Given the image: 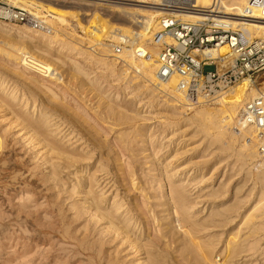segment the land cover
I'll list each match as a JSON object with an SVG mask.
<instances>
[{
    "label": "rangeland",
    "instance_id": "1",
    "mask_svg": "<svg viewBox=\"0 0 264 264\" xmlns=\"http://www.w3.org/2000/svg\"><path fill=\"white\" fill-rule=\"evenodd\" d=\"M36 1L55 4V6L61 4L60 8L79 13V18L87 25L96 22L100 17L107 18L113 21L115 29L127 18L119 8H136L141 5L138 3L139 0ZM66 17L69 25L57 24L58 30L67 35L61 37H68V42L86 50L89 46L87 41L91 37L84 34L79 27L74 28L76 23L73 22L72 16ZM57 21L58 19L54 18L53 23ZM80 37L85 41L82 45L78 40ZM3 40H5L4 36L0 34V41ZM87 50L92 51V49ZM39 52L40 50H34L35 58L40 57L38 59L41 61L44 56V59L47 58L46 53L42 52V55L45 54L42 56ZM82 53L83 51L73 52L71 59L82 67L92 69L91 62L94 61L89 60V57ZM66 63V66L60 70L63 78L60 77L59 81L53 82L47 75L42 73L40 75L44 77H41L39 74L30 73L29 70L0 55V79L16 87L19 95L21 92L29 95L33 93L37 103L41 105L39 111H43L44 106L48 108L52 105L61 109L79 125L88 129L97 139V143L106 146L101 152L99 146L94 149V146L85 139L76 142L80 139L79 135L75 137L78 134L75 131L77 128H71L61 115L53 117V123L62 125L61 129L64 131L60 136L53 135L52 139L61 141V136L73 133L70 138L61 141L62 144L70 150L78 148V152L85 156L90 155L91 159L83 163V167L76 165L74 171L73 168L67 167L66 162L63 163L56 158L57 156L47 154L45 145L39 143L38 135L33 141L31 137L34 132L17 121L8 107L0 108V264H104L99 254L100 247L96 245V242L103 237L105 241H109L105 250L110 254L114 252L115 256L118 250H124L125 247L121 248L119 245V239L110 243L114 240L113 235L103 234L105 223H95L92 218L95 211L77 217L76 211L72 209L76 204L85 209L90 206L92 200L86 196V192L90 189L92 179L98 180V185L94 184V192L99 197L106 198L108 203L114 201V195L117 193L124 202L141 203L143 211L138 215L140 219L142 218L141 222L146 230L141 240H144H142L144 244H148V241L157 243L162 229L168 227L167 221L172 220V218L169 220L170 216L166 212L158 213L159 218L154 219L155 213L160 212L161 209L156 207V195L165 190L167 193V184L159 188L158 184H155L154 189H149V186L145 185L147 177L155 179L164 174L162 171H153V163L157 159H160L163 166L168 162L171 164L169 170L174 171L175 180H181L177 185L185 189L191 201L198 203L192 211L197 219L202 222L215 220L213 226L198 233L200 241H207L215 236L219 243L218 249L223 250L231 240L234 244L245 246L244 251L233 264H264V217L262 216L264 200L259 204L262 188L253 174L254 171L249 169L252 166L244 165L239 160L240 146L235 144L227 148L228 140L224 143L214 142L200 126L192 124L194 119L191 112L189 115L174 114V110L164 102L165 98L156 97L145 90L131 93L130 89L125 90L123 84L112 81L111 87L106 89H109L113 95H119V97L111 95L109 99L118 113L116 124L119 126L115 125L116 117L104 109L107 99L99 95L100 90L91 87L86 77H79L72 61L67 59ZM210 71H214V67L205 68V72ZM241 86L246 84L235 88ZM11 103L20 108L18 101ZM176 124L178 126H175ZM68 139H72L69 144ZM134 140L137 143L132 144ZM151 141L156 143L150 144ZM47 158L53 159L52 162L56 164H62L58 168L63 172L61 181L53 182L47 179L52 170L50 167L52 162L44 165ZM104 160L109 161V174L100 172ZM138 164H141V167L135 166ZM133 170L136 173L134 178L131 176ZM124 171L128 175L125 182L122 175ZM189 171H198L200 177L196 174L197 177L188 178L186 173ZM136 183H140L142 188L135 190L133 185ZM256 205H259V210L254 211ZM226 208L235 210L225 212ZM217 212L222 213L223 216H212ZM250 213L253 214L255 228L260 232L252 238L248 237L251 226L243 225L245 217ZM135 214L137 215L136 212ZM226 217L229 221H226ZM174 231L180 232L178 229H173ZM178 235L183 236L182 232ZM166 243L167 240L161 238L159 246L167 254H171L168 255L173 258V262L165 264H191L187 258L179 256L181 254L179 251L176 253L175 245L171 248ZM123 250L121 256L128 264H132L134 256L128 250ZM145 258L146 255L140 254L141 261ZM222 263L223 260L220 264Z\"/></svg>",
    "mask_w": 264,
    "mask_h": 264
},
{
    "label": "bare ground",
    "instance_id": "2",
    "mask_svg": "<svg viewBox=\"0 0 264 264\" xmlns=\"http://www.w3.org/2000/svg\"><path fill=\"white\" fill-rule=\"evenodd\" d=\"M3 1L7 3L9 2L11 6L14 5L13 7L27 9L32 15L41 18L44 26L42 29L36 30L32 25L23 26L15 23H6L4 21H0V34H2L5 39L0 41V55L2 57L6 58L8 61L20 65L22 68L27 69V71L29 70L30 73L36 75L43 73L44 75H47L49 79L53 80V82H55L54 80L59 81L60 77L63 76L60 70L66 66V61L69 59L75 66L78 75H80L79 77H86L88 84L91 87H97L96 89L100 90L99 95L103 96L102 98L107 99L104 109L109 111L112 116L115 115V125H118L116 124L118 121V113L113 107L114 104L109 100L113 94L109 89H106V87H111L112 81H117L118 83L123 84L125 86V90L130 89L131 93L145 90L156 97L165 98L164 102L168 104L172 110H174V114L180 113L183 115H189V112H191L193 114L192 118L194 119L192 124L200 126L202 131L206 135H209L214 142L224 143L228 140L227 148H231L235 144L240 146L238 153L239 160H241L244 165H249V167L252 166V168L249 169L254 171L253 174L256 176L257 182L262 188V198L260 199L259 204L264 200V164L261 161V156L257 149V141L251 129H243L239 127L240 131L237 130V119L239 117L241 108L243 107L244 103L256 96L259 87L252 85L249 81L245 80L239 85L246 84V86L232 89L230 92L225 94L215 106H187L177 88L179 78L175 77L170 81L165 82L161 81L157 77L158 60L161 47L159 45L157 46L153 44V36L160 31L158 18L161 16V13L156 8L159 0H139L138 3L141 5H138L136 8H119L127 18L124 20V23L118 25L116 29L113 21L111 22V20L104 17H100L96 22H90L87 25L79 18V13H75L73 10L64 9L62 7L60 8L61 4L60 6H55L54 3V5L44 4L36 0ZM250 1L251 0H198V8H200L201 12L184 15L182 18L185 21L192 22L214 19L216 22L231 26L233 29L241 28L242 30H246L255 37L264 40V19L257 18L260 20H248L242 17L245 13V9L251 7ZM211 13H213V16H211ZM214 13L219 15L216 16ZM66 16L73 17V22L76 23L74 28L79 27L82 29L84 34L91 37V39L87 41V44L89 45L87 49H92V51L87 49L83 50L76 44L68 42V37H61L62 35H67H64L62 31L58 30L57 24L61 23L66 25L68 23ZM54 18L58 19V21L55 23H53ZM121 35L135 37V41L132 43L131 48L124 49L121 55H116L113 49V43L119 42V37ZM99 38L101 41H97ZM83 39L84 38L82 37L78 38V40L81 41V45L85 42ZM167 42L172 43L171 40H168ZM135 44H137V46ZM135 46H145L150 52V56L146 59H137L134 51ZM34 50H40V55H42V52L46 53L47 58L44 59V56L42 61L41 59H38L40 57L35 58L36 55L33 54ZM75 51L80 53L83 51L82 54L87 55L89 60L94 61L93 63L91 62L92 69L90 67V69L82 67L80 64L71 59V55ZM94 52H97V54ZM209 53L212 58H215L217 55V52L214 50L210 51ZM53 57H56V60ZM94 73H96L95 76H93ZM136 88L138 90H135ZM34 97L35 95L33 93H30L29 95L28 93L26 94L21 92L19 95V90H17L16 87H12L9 85V83H6V80L0 79V108L8 107L11 114L15 116L17 121H20L22 125L34 132V135L31 137V139L33 140L34 137L38 135V139H40L39 143H43L45 145L44 147L47 150V154L57 156L56 158L60 159L63 163L66 162L68 168H73L75 171L74 167H76V165H81L80 167H83V163H86V161L91 158L90 155L85 156L79 153L78 148H73L70 150L62 144L63 140L70 138L69 136L71 135H74L71 133V131V134H65L64 136H61L62 142L52 139L53 135L60 136L64 131V129H61L62 125L53 123V117L61 115L71 128H77L75 131L78 134L75 137L79 135L80 139H77L76 142L85 139V141L89 142L91 146H94V149L97 146L100 147L99 150L101 152L105 149L106 146L97 143V139L94 138L88 129L79 125L78 122L74 121V119H71V117H69L61 109L52 105L48 108L47 106H44L43 111H39L41 105L40 103H37ZM113 97H119V95L114 94ZM12 101H18L20 108H17V105L11 103ZM175 126H178V124ZM75 137L72 139L74 140ZM72 139H68V144L72 141ZM120 141H122L121 138ZM134 143H137V141H132V144ZM155 143L156 141L150 142V144L153 145ZM86 145H88V143ZM109 155L110 153H108L107 156ZM52 161L53 159L47 158L44 165H47ZM61 165V163L56 164L52 162L50 165L52 170L49 172L47 179H51L50 181L53 182L61 181V175L63 172H61L62 170L60 171L58 169ZM170 165L171 164L168 162L166 166H163L160 162V159L155 160L153 163V171H162L164 174L159 176V178L155 177V179H149L147 177L145 181V185H148L149 189H154L155 184H158V188L165 184L168 186L167 193L166 190L161 191V194L156 195L155 198L157 201L156 207L161 209L160 212L155 213L154 219L157 220L158 213L164 212L168 213V216H170L169 220L172 218V220L167 221L168 227L162 229L161 237L159 240H157V243L148 241V244H144L142 242L143 239L141 240V238L146 234V230H144L143 223L141 222L142 218L140 219L138 215L139 212L143 211L141 203H135L131 201L128 203L124 202L118 193L114 195V201L112 203H108L106 198L103 196L99 197L93 190L94 184L96 183V185H98L97 179H92L90 181V189L86 192V196L92 200L90 206L85 209L76 204V206H74L72 209L76 211L77 217H81L83 214H88L89 211H95V214L92 216L95 223H105L106 227L102 230L103 234L113 235L114 240H112L110 243L114 242L116 239H119L120 247H125L124 250H128L130 254L134 256L132 264L172 263L173 258L169 257L171 254L168 253V255L167 252H165L159 246L161 243V238L167 240L166 244L168 247L173 248L172 245H175L174 250L177 249L176 253L180 252L181 254H179V256L184 259L187 258L191 264H220L222 260V264H233L234 260L240 257V254L244 251L245 246L238 243L234 244L231 242V240H229L227 245H225V248L220 250L218 249L219 243L215 236L210 237L207 241H200L198 239V233L203 232L209 226H213L212 223L215 220H206L202 222L201 220H198L199 218L197 219V216L192 211L198 203L191 201L187 196L185 189L177 185L178 183H181V180H175L176 176L174 171L171 170L173 172L171 174V171L169 170ZM135 166L138 168L141 167V164ZM101 167L102 169L100 172L109 174V161L104 160ZM134 173L135 170H133L131 175L133 178L135 177ZM197 173L198 171H189L186 174L188 175V178H191L196 176ZM122 175L125 182L128 175L125 171L122 173ZM197 176L200 177L198 174ZM134 180L136 181V179ZM139 184L140 183H136L133 185L135 190L142 188V186ZM114 185L115 184H113V186ZM103 204H105V206ZM258 207L259 205H256L254 209H252L256 211L259 210ZM234 210V208H226L224 211L232 212ZM214 215L216 217L223 216L220 212L213 213L212 216ZM262 216L264 217V209L262 211ZM253 219V214L250 213L245 217L244 224L242 223L244 226H251L249 232L250 235L248 236L249 238H252L260 233L259 229L255 228L256 223L253 222ZM227 220L228 218L226 217V221ZM173 229H178V231L182 232L183 236L178 235L180 232H173ZM100 239L101 240L96 242V245L100 247L99 254L101 255V261H103L104 264H128L125 258L121 256L123 249L121 251L118 250L114 256V252L110 254L107 252V250H105V246L109 244V241H105L104 237L103 239ZM142 253L146 255L144 261H141L140 259V254Z\"/></svg>",
    "mask_w": 264,
    "mask_h": 264
},
{
    "label": "built area",
    "instance_id": "3",
    "mask_svg": "<svg viewBox=\"0 0 264 264\" xmlns=\"http://www.w3.org/2000/svg\"><path fill=\"white\" fill-rule=\"evenodd\" d=\"M250 4L242 17L264 19V0H251ZM156 8L161 13L160 31L153 36V44L161 47L157 77L165 82L179 78L177 88L187 106H215L245 80L259 87L256 96L241 108L237 130L241 127L253 131L264 164V40L214 19L185 21L184 15L201 12L198 0H159ZM0 21L32 25L36 30L44 26L42 19L27 9L13 7L3 0ZM134 41L135 37L121 35L119 42L113 43L115 54L121 55ZM136 46L137 59L150 56L145 46ZM212 50L217 52L215 58L210 56ZM206 67H214V71L205 72Z\"/></svg>",
    "mask_w": 264,
    "mask_h": 264
}]
</instances>
